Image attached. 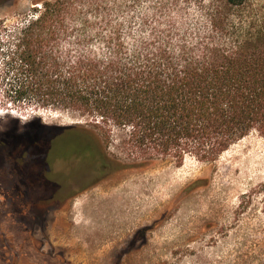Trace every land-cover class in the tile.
Wrapping results in <instances>:
<instances>
[{"label": "trees", "instance_id": "obj_1", "mask_svg": "<svg viewBox=\"0 0 264 264\" xmlns=\"http://www.w3.org/2000/svg\"><path fill=\"white\" fill-rule=\"evenodd\" d=\"M3 56L13 102L88 121L0 132V155L20 165L16 193L50 194L38 210L130 169L211 163L264 138V2L43 0ZM113 138L131 164L110 155Z\"/></svg>", "mask_w": 264, "mask_h": 264}, {"label": "rangeland", "instance_id": "obj_2", "mask_svg": "<svg viewBox=\"0 0 264 264\" xmlns=\"http://www.w3.org/2000/svg\"><path fill=\"white\" fill-rule=\"evenodd\" d=\"M42 1H0V132L32 131V121L88 122L7 96L1 71L8 41ZM106 148L133 162L116 138ZM19 166L0 155V264H264V138L257 133L215 162L188 156L181 165L130 169L43 210L32 202L49 193L27 191V200L16 193Z\"/></svg>", "mask_w": 264, "mask_h": 264}, {"label": "flooded vegetation", "instance_id": "obj_3", "mask_svg": "<svg viewBox=\"0 0 264 264\" xmlns=\"http://www.w3.org/2000/svg\"><path fill=\"white\" fill-rule=\"evenodd\" d=\"M102 182H103V181H102ZM102 182H99V183L93 184V185H91V186H89V187L84 186V188H83L82 190H80V193H83V192H85V191H88V190H90L91 188H94L95 186L99 185V184L102 183Z\"/></svg>", "mask_w": 264, "mask_h": 264}]
</instances>
